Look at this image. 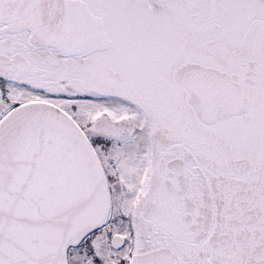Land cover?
Instances as JSON below:
<instances>
[{
  "label": "snow or ice",
  "instance_id": "1",
  "mask_svg": "<svg viewBox=\"0 0 264 264\" xmlns=\"http://www.w3.org/2000/svg\"><path fill=\"white\" fill-rule=\"evenodd\" d=\"M0 264H264V0H0Z\"/></svg>",
  "mask_w": 264,
  "mask_h": 264
}]
</instances>
